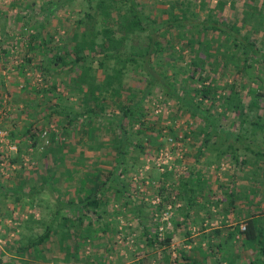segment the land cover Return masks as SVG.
Listing matches in <instances>:
<instances>
[{
	"label": "rangeland",
	"instance_id": "obj_1",
	"mask_svg": "<svg viewBox=\"0 0 264 264\" xmlns=\"http://www.w3.org/2000/svg\"><path fill=\"white\" fill-rule=\"evenodd\" d=\"M49 1L0 0V187L4 186L5 192H7L5 187L8 186L18 188L17 175L22 173V179L29 183L25 184L26 192L33 184L41 188L40 184L44 182L48 170L56 166V156L59 160L62 154L65 155V166L58 163V172L54 180H46L50 181L49 184L44 185L41 194L35 195L33 202L23 195L22 200L16 202L14 195L3 198L0 194V264H13V260L17 258L10 247L15 246L22 232H27L26 229H18L25 219L31 216L46 217L57 202L56 195L68 199L78 198L80 181L85 179V176L98 172L105 181L109 176L108 172L116 164L115 161H109V153H106V149L98 152L89 150L88 146L93 144L92 139L80 133L86 118H79L74 125L68 126V120L64 116L52 113L54 109L57 110L55 105L59 102L54 94L62 95L60 101L64 102L62 105L67 106L70 113L83 111L80 95L75 88H72L73 80L77 76L76 70L68 71L64 68L56 72V68L52 67V71L48 72L45 78L38 66L50 65L51 58L59 54L57 53L59 51L61 57H64V52L68 51L65 45L71 41L77 22L84 17L88 4L86 0H72L56 14L48 16L49 20L41 39L35 41L36 48L28 51L30 35L37 32L31 26L37 25L45 18L37 15L36 10ZM140 1L146 13L159 18L160 15L165 14L163 11L169 6H174L176 2L182 0ZM218 1L194 0V3L198 4L195 10L202 6L199 14L203 16L205 10L214 8ZM32 4L36 8L35 12L28 8ZM247 4L257 9L264 5V0H230L227 6L219 8L218 17L220 15L221 18L237 22L242 26L244 11H248ZM115 17L118 19L117 15ZM163 18L166 19L167 15ZM50 37L53 40L48 45H41L42 39L49 41ZM211 38H217L219 39L217 43L223 44L221 43L223 37L220 34L210 35ZM174 45L172 51L166 52L168 54L166 65L169 69L174 65L185 67L191 62L190 53L186 50L181 57L182 42L177 41ZM4 50L8 53L4 54ZM183 57L184 60L181 61ZM27 59H32L33 62L28 63ZM212 61L213 58L201 53L196 79L198 80L200 75L206 76L207 73H211L214 78H218L219 85L223 86L226 79L220 74L221 64L210 67ZM128 68L125 77L127 91L139 99L145 96V75L138 67ZM259 68L263 72L264 64L259 65ZM98 76L103 80L105 75L99 71ZM54 84L57 86L56 93L44 94L43 89ZM257 85L258 83L255 86ZM211 86L215 88L217 85L212 83ZM247 99L248 96H245V101ZM143 106L147 115L140 129H147L148 134L158 141L144 143L142 150L136 147L143 143L142 137L136 134L138 127L130 129L135 135L132 136V140L136 146L128 150L127 166L124 167L127 173L121 177L130 195L128 197L126 194L120 201H115L113 188L116 187L117 182H111L110 186L113 188L108 191L111 201L106 207L104 216L111 222L112 232L102 237H99V233L96 236L98 239L82 249L77 258L82 264H98L99 261L104 264H189L190 261L185 260L181 256L182 253L192 258L203 255V249H206L219 260L226 257L225 251L229 256L239 255L244 264L256 259L257 252L244 247L243 235L236 236L234 241H219L216 246L208 247H198L199 242L195 240H198L197 236L201 235L204 229L221 230L227 234L236 233L238 226L244 227L243 222L247 219V215L264 212L262 173L254 174L249 166L236 168L235 163L227 158L218 163L214 162L216 157L213 152L208 153L206 158L200 157L197 161L202 140L198 136L192 137L191 133L205 125L198 119L193 120L190 114L182 113L175 101L163 99L159 91L150 94ZM224 110V106L219 102L218 109L213 112L220 114ZM119 114L117 109L108 108V113L103 116L107 131H103L102 136L99 137L102 141L112 142L115 136L108 121ZM226 115L220 116L222 121L219 125L224 122L226 129L236 134L240 130L238 115L236 113ZM28 128H31L38 140L34 148L31 146L34 140L29 138L30 135L24 136ZM65 131H67L66 135ZM9 133L14 134L13 140ZM186 134L190 137L186 138ZM61 145H65V148L60 147ZM49 148H58L56 156L49 151ZM109 149L114 157L115 150ZM13 158L18 159L15 164L10 162ZM195 168L200 171L204 181L202 191L194 196L193 207L189 208L184 201L182 209L178 208V204L163 202L164 196L159 194L160 188H167L164 192L166 197L171 192L175 196L173 198L180 201L181 199L176 198L180 183L184 182ZM195 188L197 190V187ZM230 191H235L239 196L235 206H231V199L228 196ZM169 204L172 207L168 206ZM199 210L205 211V215L209 211L212 214L206 217ZM194 212L196 213L193 214ZM117 213L120 215L116 216ZM201 216L203 222L199 219ZM156 226L160 227L162 236L172 238L171 246L166 251L145 246V239L142 237L143 227L155 230ZM42 230V227L35 228L34 233ZM190 239L194 242L188 243ZM221 244L226 247L219 248ZM54 250L63 255L61 249L54 248ZM243 261H237V264ZM37 262V264H53L52 260L44 262L40 259Z\"/></svg>",
	"mask_w": 264,
	"mask_h": 264
},
{
	"label": "trees",
	"instance_id": "obj_2",
	"mask_svg": "<svg viewBox=\"0 0 264 264\" xmlns=\"http://www.w3.org/2000/svg\"><path fill=\"white\" fill-rule=\"evenodd\" d=\"M71 1L50 0L48 4L41 5L40 9L36 10L37 15L45 18L37 25L31 26L37 32L30 35L28 51L36 48L35 41L41 39L49 20L48 16L56 14ZM229 1L219 0L214 8L205 10V15L201 16L199 13L202 6L195 10L198 4L194 3V0H182L174 6H169L159 18H154L145 12L140 0H86L87 12L77 22L71 41L65 45L68 51L64 52V57H61L59 51V54L51 58L50 65L42 64L38 69L45 78L46 74L52 71V67L56 68V72L64 68L68 71L76 70L77 76L73 80L72 88L80 95L83 106L81 113H70L68 107L62 105V95L54 94L57 90L55 84L47 86L43 92L53 93L58 97V105H55L57 110L54 109L52 113L64 116L68 120V126L74 125L79 118H86L80 133L92 139L93 144L88 146L89 150L98 152L106 149L109 161H115L116 164L108 172L109 176L105 181L98 172L85 176V179L80 181L78 198L68 199L56 195L57 202L46 217L31 216L25 219L18 229H26L27 232H22L15 246L10 247L17 257L13 264H37L40 259L44 262L52 260L53 264H82L77 258L82 249L93 244L99 233V237H102L112 232L111 222L104 216L111 201L108 194L113 188L110 186L111 182H117L113 188L115 201H120L126 194L130 195L125 181L121 179L127 173L124 167L127 166L128 150L135 145L132 140L135 135L130 129L138 127L136 134L142 137L143 143L135 146L142 150L144 143L158 141L148 134L147 129H140L147 115L144 101L155 91H159L166 101H175L182 113L190 114L193 120L198 119L205 125L191 133L192 137L198 136L202 140L197 161L213 152L216 157L214 162L218 163L227 158L235 163L236 168L249 166L254 174L262 173L261 177L264 179V71L261 72L259 68V65L264 64V5L256 9L247 4L248 11H244L243 25L239 26L237 22L221 18L220 15L218 17L219 8L227 6ZM28 8L36 9L33 4ZM164 15H167L166 19L163 18ZM217 34L223 37L222 45L217 43L219 39H210V35ZM52 40V37L49 41L42 39L41 45H48ZM177 41L182 42L181 57L183 52L188 50L191 62L185 67L174 65L169 69L166 65V52L172 51ZM3 53L7 54L8 51L4 50ZM201 53L213 58L210 67L221 64L220 74L226 79L223 86L219 85L218 78H214L211 73L206 72V76L200 75L198 80L196 79ZM183 60L184 57L181 61ZM26 62L32 63L33 60L27 59ZM130 66L138 67L146 78L145 96L139 99L127 91L125 84ZM99 71L105 75L103 80L98 76ZM210 81L217 86L212 88L211 84H207ZM69 88L72 89L71 86ZM245 96H248L247 101ZM219 102L225 108L220 114L213 112L218 109ZM108 108L117 109L120 113L108 121L115 136L112 142H104L99 138L103 131H107L103 116L108 113ZM227 113L238 115L240 130L236 134L228 131L224 122L219 125L222 121L220 116H227ZM127 120L129 122H126ZM64 134L66 135L67 131ZM28 135L34 140L31 146L36 147L38 140L31 128L24 132V136ZM10 137L14 139V134H10ZM185 137L190 136L186 134ZM60 147L65 148V145ZM109 148L115 150L114 157ZM57 149L49 148V151L56 156ZM56 159V166L48 170L44 182L40 184L41 188L33 184L26 192L27 183L20 173L17 175L18 188L8 186L5 187V192L2 186L0 194L3 198L14 195L16 202H20L23 195L33 202L35 195L41 194L44 185L49 184L50 181L46 180H54L58 163L65 166L64 154L59 160L56 156ZM17 161V158L10 160L11 164ZM203 181L200 171L195 168L190 176L180 183L179 193L176 194L180 201L173 198L175 196L171 192L166 197L164 192L167 188H160L159 194L164 196L165 203L178 204V208L182 209L184 201L190 208L195 204L194 196L202 191ZM228 196L231 206H235L239 196L235 191H230ZM171 204L168 206L172 207ZM243 223L245 230L241 225L238 226L236 233L230 232L227 241H234L236 236L243 235L244 247L258 254L256 259L246 264H264V212L250 213ZM40 227L42 232L34 233V229ZM142 237L145 239V246L161 248L164 251L169 249L172 243L171 237L161 235L159 226H156L155 230L143 227ZM224 244L219 248L226 247ZM54 248L61 249L63 255L58 254ZM224 254L226 259L232 257L226 251ZM181 256L185 260L190 259L184 253ZM194 263L196 264V261ZM98 264L104 262L99 261Z\"/></svg>",
	"mask_w": 264,
	"mask_h": 264
},
{
	"label": "crops",
	"instance_id": "obj_3",
	"mask_svg": "<svg viewBox=\"0 0 264 264\" xmlns=\"http://www.w3.org/2000/svg\"><path fill=\"white\" fill-rule=\"evenodd\" d=\"M199 211H201L202 215H205V211H202V210H199ZM195 213L196 212H194L193 214H195ZM211 214L212 213L209 211V213L207 215H205V216L207 217V216H210ZM194 219L195 218H193V220ZM199 219L202 222L204 221L203 216H201ZM201 229H203V226H201ZM203 234H205V235L203 236ZM229 236H230L229 232L227 234V233H225V231H221V230L213 231V229H211V230L204 229V230H202L201 235L197 236L196 239H198V240H195V241L199 242L198 247H202V246L203 247H208L209 245L216 246V243H218L219 241H227ZM192 242H194V240L190 239L188 241V243H192ZM203 251H204L203 255L190 258L188 260V261H190L189 264H195L194 263L195 261H196V264H208V263H219V262L221 264H234V263L237 264V261L238 262L243 261L239 255L238 256L237 255L236 256H232L229 259L222 258L221 260H219L216 257H213L214 256L213 254L208 253V251L206 249L205 250L203 249ZM235 260H236V262H235ZM241 264H244V261L241 262Z\"/></svg>",
	"mask_w": 264,
	"mask_h": 264
},
{
	"label": "built area",
	"instance_id": "obj_4",
	"mask_svg": "<svg viewBox=\"0 0 264 264\" xmlns=\"http://www.w3.org/2000/svg\"><path fill=\"white\" fill-rule=\"evenodd\" d=\"M169 208H171V207H169ZM242 229H243V230H245V228H244V227H242Z\"/></svg>",
	"mask_w": 264,
	"mask_h": 264
}]
</instances>
